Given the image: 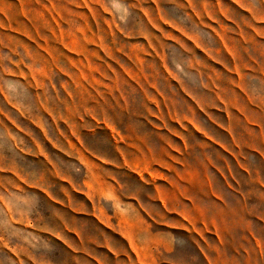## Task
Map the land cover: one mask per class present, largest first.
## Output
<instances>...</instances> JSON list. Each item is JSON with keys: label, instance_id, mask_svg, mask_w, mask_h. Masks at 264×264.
I'll list each match as a JSON object with an SVG mask.
<instances>
[{"label": "rangeland", "instance_id": "rangeland-1", "mask_svg": "<svg viewBox=\"0 0 264 264\" xmlns=\"http://www.w3.org/2000/svg\"><path fill=\"white\" fill-rule=\"evenodd\" d=\"M238 7L0 0V264H82L79 234L87 264L109 259L116 229L95 215L111 220L112 196L134 186L129 163L164 147L168 160L217 154L195 127L206 96L186 72L214 73L198 46L215 45L207 31ZM183 242L222 252L212 234Z\"/></svg>", "mask_w": 264, "mask_h": 264}, {"label": "crops", "instance_id": "crops-1", "mask_svg": "<svg viewBox=\"0 0 264 264\" xmlns=\"http://www.w3.org/2000/svg\"><path fill=\"white\" fill-rule=\"evenodd\" d=\"M234 3L226 25L207 31L216 44L198 46L214 73L186 72L206 96L194 98L204 118L195 127L217 154L168 160L164 147L129 163L134 186L112 196L111 220L95 215L117 241L102 245L109 259L89 255L94 264H264V0ZM183 231L212 234L221 254L197 242L184 253Z\"/></svg>", "mask_w": 264, "mask_h": 264}]
</instances>
